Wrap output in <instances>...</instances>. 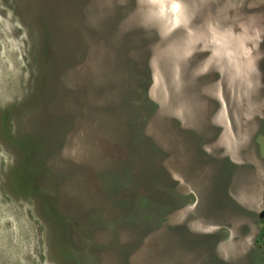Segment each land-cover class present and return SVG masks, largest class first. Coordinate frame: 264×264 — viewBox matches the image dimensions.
Here are the masks:
<instances>
[{
  "label": "rangeland",
  "instance_id": "374dc122",
  "mask_svg": "<svg viewBox=\"0 0 264 264\" xmlns=\"http://www.w3.org/2000/svg\"><path fill=\"white\" fill-rule=\"evenodd\" d=\"M0 34V264H72L70 247L79 264H249L212 225L249 213L230 190L264 189V171L206 175L240 142L264 164V0H0ZM20 162L67 231L9 192Z\"/></svg>",
  "mask_w": 264,
  "mask_h": 264
},
{
  "label": "crops",
  "instance_id": "0c3cea01",
  "mask_svg": "<svg viewBox=\"0 0 264 264\" xmlns=\"http://www.w3.org/2000/svg\"><path fill=\"white\" fill-rule=\"evenodd\" d=\"M249 132L250 129H246ZM227 149L225 150L224 154L222 155H215L214 158L211 160L212 164L209 169V173L206 175L212 174L214 169V161L215 160H223L224 167L228 168V170L234 173L235 167H242L244 168L243 176H247V178H255V174L258 171H264V164L259 162L258 155H250L248 149L246 148V144L240 142L239 147L244 150L242 151L239 149L238 155L236 157H232L229 154L230 145L226 146ZM208 158V157H207ZM205 179V178H204ZM203 179V180H204ZM203 182V181H202ZM200 182V183H202ZM232 187H235L232 185ZM240 189L235 187L231 189V194L238 198V200L244 204L250 206L249 213L247 215L241 217H231L230 220L225 222H215L212 226L217 228H224L222 229V233L224 240L223 242L226 244L228 249L234 250L235 254L239 257L246 259L249 261V264H264V260L262 256L264 253L260 252L254 246V240L258 235L260 224L258 222V213L264 208V189H259L257 192L249 194V196L245 197L240 196L241 194L237 193ZM219 232V231H217Z\"/></svg>",
  "mask_w": 264,
  "mask_h": 264
},
{
  "label": "trees",
  "instance_id": "16d2710c",
  "mask_svg": "<svg viewBox=\"0 0 264 264\" xmlns=\"http://www.w3.org/2000/svg\"><path fill=\"white\" fill-rule=\"evenodd\" d=\"M110 23L112 24V22H110ZM43 28H45L44 25H43ZM101 32H102V36H103V32H104V38H107V33H110L108 31V29H103ZM110 42L113 43V40H111ZM124 43L125 42L122 43L121 48L125 47ZM116 45H117V42H116ZM44 53L47 54V47L45 45L40 50L39 56H38V58L40 59L42 64H43L42 59H43ZM130 67L133 69L134 73H136V74L138 73L136 71L137 68L135 65L131 64ZM40 85H41V83L38 81L36 91H35V93L33 92L31 95L36 96L35 94H37L36 93V92H38L37 90L40 89V87H41ZM115 85L116 84H115L114 80L109 79V77H106V76L99 77V98H101L103 100H107L108 95L113 93L114 90H116ZM147 85H148V81L145 80L144 89L147 87ZM107 93H109V94H107ZM129 94L130 93L128 90L125 91V93H124L125 96L123 95V97L120 99V102H119V108L121 107V111H120L121 116L125 118V123L126 124L128 123V125H130L132 122L130 115H128V113L126 112L129 107L131 108V105L129 102V100H130ZM144 94H145V92H144ZM102 108H103V111L106 110V106H103ZM2 126L3 125H1V130H2V133L4 135H6L5 142L7 144H10L11 146L19 148L20 150L25 148L26 146H30V144H31L30 139L32 137H30L29 135H26V136L14 135L13 133H11L9 131V128H7L6 126H3V127ZM111 135H112L111 137H113V139L117 140L118 135H117V132L115 131V128H112ZM128 142L130 144H132L134 142L133 138L128 140ZM129 161H131L130 165L128 168H125V170H123V173H127L128 171L131 170L132 160H129ZM32 165L29 163L22 164V162L16 163L10 169V171L7 174V180H6L7 189L14 196L23 197L22 194L27 193V197H29V198L35 197V196L40 197L43 204H44V209H43L44 212L43 213H45L48 217L53 218L57 222L63 221V219H61V216H58V217L55 216V212H57V209L55 208L53 201L50 200V198L48 196H45V194H43L44 192H42V191L39 192L40 195L37 192H35L36 186H39V183L36 182L35 175L38 177L40 171L38 169H36V166L32 167ZM63 223H64V221H63ZM64 225H65V230L67 231V229H66L67 224L64 223ZM66 231H65V233L68 236L69 234ZM261 237H264V228L260 232L259 238H261ZM85 247H88V245H86ZM67 252H68L67 257L71 259V261H72L71 263L72 264H79L78 258L75 255L74 247H70V249ZM51 255L55 256L58 263L62 259L58 255H55V254H51Z\"/></svg>",
  "mask_w": 264,
  "mask_h": 264
},
{
  "label": "flooded vegetation",
  "instance_id": "af4514ba",
  "mask_svg": "<svg viewBox=\"0 0 264 264\" xmlns=\"http://www.w3.org/2000/svg\"><path fill=\"white\" fill-rule=\"evenodd\" d=\"M263 209H264V208H263ZM263 209H262V210H263ZM262 210H261V211H262ZM261 211H260V212H261ZM260 212H259V213H260ZM259 213H258V222H259V224H260V227H259L258 235H257V237H256L255 240H254V246H255V248H257L260 252L264 253V237L259 238L260 232H261V230L264 228V219L259 218Z\"/></svg>",
  "mask_w": 264,
  "mask_h": 264
},
{
  "label": "water",
  "instance_id": "95a60500",
  "mask_svg": "<svg viewBox=\"0 0 264 264\" xmlns=\"http://www.w3.org/2000/svg\"><path fill=\"white\" fill-rule=\"evenodd\" d=\"M259 218L264 219V209L259 213Z\"/></svg>",
  "mask_w": 264,
  "mask_h": 264
},
{
  "label": "snow or ice",
  "instance_id": "6c2138e0",
  "mask_svg": "<svg viewBox=\"0 0 264 264\" xmlns=\"http://www.w3.org/2000/svg\"><path fill=\"white\" fill-rule=\"evenodd\" d=\"M153 3L158 2V0H152ZM174 7H178L177 5H174Z\"/></svg>",
  "mask_w": 264,
  "mask_h": 264
},
{
  "label": "bare ground",
  "instance_id": "6f19581e",
  "mask_svg": "<svg viewBox=\"0 0 264 264\" xmlns=\"http://www.w3.org/2000/svg\"><path fill=\"white\" fill-rule=\"evenodd\" d=\"M1 35V34H0ZM2 37V36H1Z\"/></svg>",
  "mask_w": 264,
  "mask_h": 264
}]
</instances>
